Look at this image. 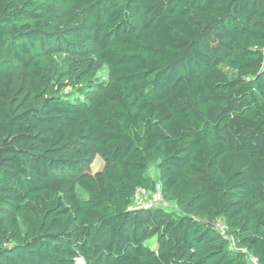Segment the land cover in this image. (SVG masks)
<instances>
[{"label": "trees", "instance_id": "16d2710c", "mask_svg": "<svg viewBox=\"0 0 264 264\" xmlns=\"http://www.w3.org/2000/svg\"><path fill=\"white\" fill-rule=\"evenodd\" d=\"M59 46L90 52L67 80L46 71ZM156 184L180 212L130 206ZM248 255L264 264V0H0V264Z\"/></svg>", "mask_w": 264, "mask_h": 264}, {"label": "rangeland", "instance_id": "374dc122", "mask_svg": "<svg viewBox=\"0 0 264 264\" xmlns=\"http://www.w3.org/2000/svg\"><path fill=\"white\" fill-rule=\"evenodd\" d=\"M57 10L60 15H72L74 13L76 14L82 13L81 6H77L71 10H67L63 8L62 6H58ZM87 53L89 54L90 52L86 51L83 48L80 49V47L75 49V47L67 48L65 46H59L55 50L50 52L46 71L52 78L59 77V78L67 80L69 77V73H68V66L66 64V57L68 55L85 56ZM221 69L225 73H227L229 77H232L233 75L236 74L234 70L232 71L231 69H229L228 67L224 65H221ZM24 74L25 72L23 70H20L18 72L17 80L20 81V79H22ZM107 79H108V67L107 65L103 64L97 70L91 73L88 82H90V84L93 86L92 89H95L97 85L103 82H106ZM78 87L79 86L77 85L71 84L65 89H63L62 91L71 92L76 96H80ZM80 97H82V95ZM158 160L159 159H155L147 171V175L155 180H158V177H159V171L157 168ZM105 166H109V162H107L105 159H102L101 157L97 155L94 157V159L90 163V169L93 172L100 170ZM77 193L79 197H85V194L81 190L78 189ZM154 199H155L154 204L162 208L163 210H167L172 213L180 212L179 207H177V205L174 202H169L162 198H156V197H154ZM217 229L220 234L226 237L225 224L223 223V221L221 220L218 221Z\"/></svg>", "mask_w": 264, "mask_h": 264}, {"label": "built area", "instance_id": "2783aa9c", "mask_svg": "<svg viewBox=\"0 0 264 264\" xmlns=\"http://www.w3.org/2000/svg\"><path fill=\"white\" fill-rule=\"evenodd\" d=\"M153 196L156 198H162L159 184H156L153 190L138 187L132 194L130 206L143 209L158 207L154 204L155 199ZM247 259L249 264H259L258 259L255 256L248 255Z\"/></svg>", "mask_w": 264, "mask_h": 264}]
</instances>
